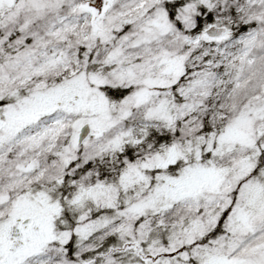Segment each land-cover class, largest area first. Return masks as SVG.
<instances>
[{"label":"snow or ice","instance_id":"1","mask_svg":"<svg viewBox=\"0 0 264 264\" xmlns=\"http://www.w3.org/2000/svg\"><path fill=\"white\" fill-rule=\"evenodd\" d=\"M0 264H264V0H0Z\"/></svg>","mask_w":264,"mask_h":264}]
</instances>
